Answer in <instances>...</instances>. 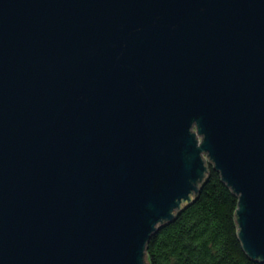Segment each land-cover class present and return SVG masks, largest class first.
Instances as JSON below:
<instances>
[{
    "label": "water",
    "instance_id": "1",
    "mask_svg": "<svg viewBox=\"0 0 264 264\" xmlns=\"http://www.w3.org/2000/svg\"><path fill=\"white\" fill-rule=\"evenodd\" d=\"M208 164L264 262V0H0V264H148Z\"/></svg>",
    "mask_w": 264,
    "mask_h": 264
},
{
    "label": "trees",
    "instance_id": "2",
    "mask_svg": "<svg viewBox=\"0 0 264 264\" xmlns=\"http://www.w3.org/2000/svg\"><path fill=\"white\" fill-rule=\"evenodd\" d=\"M237 200L208 164L194 199L150 235L148 264H264L242 247L235 215Z\"/></svg>",
    "mask_w": 264,
    "mask_h": 264
}]
</instances>
